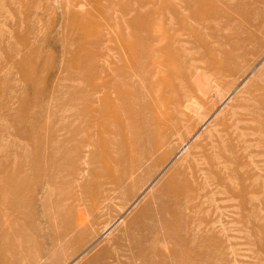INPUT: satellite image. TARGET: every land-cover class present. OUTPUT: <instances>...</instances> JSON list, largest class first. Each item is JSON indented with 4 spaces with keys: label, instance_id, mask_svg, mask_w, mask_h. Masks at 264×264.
I'll list each match as a JSON object with an SVG mask.
<instances>
[{
    "label": "rangeland",
    "instance_id": "rangeland-1",
    "mask_svg": "<svg viewBox=\"0 0 264 264\" xmlns=\"http://www.w3.org/2000/svg\"><path fill=\"white\" fill-rule=\"evenodd\" d=\"M1 264H264V0H0Z\"/></svg>",
    "mask_w": 264,
    "mask_h": 264
},
{
    "label": "bare ground",
    "instance_id": "bare-ground-1",
    "mask_svg": "<svg viewBox=\"0 0 264 264\" xmlns=\"http://www.w3.org/2000/svg\"><path fill=\"white\" fill-rule=\"evenodd\" d=\"M0 264H1V262H0Z\"/></svg>",
    "mask_w": 264,
    "mask_h": 264
}]
</instances>
